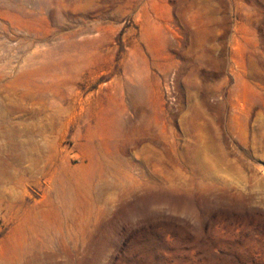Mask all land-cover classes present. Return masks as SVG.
<instances>
[{
    "label": "rangeland",
    "instance_id": "rangeland-1",
    "mask_svg": "<svg viewBox=\"0 0 264 264\" xmlns=\"http://www.w3.org/2000/svg\"><path fill=\"white\" fill-rule=\"evenodd\" d=\"M0 264H264V0H0Z\"/></svg>",
    "mask_w": 264,
    "mask_h": 264
},
{
    "label": "bare ground",
    "instance_id": "bare-ground-1",
    "mask_svg": "<svg viewBox=\"0 0 264 264\" xmlns=\"http://www.w3.org/2000/svg\"><path fill=\"white\" fill-rule=\"evenodd\" d=\"M16 148L12 149V153L11 154H15ZM15 157V155H12V158Z\"/></svg>",
    "mask_w": 264,
    "mask_h": 264
}]
</instances>
